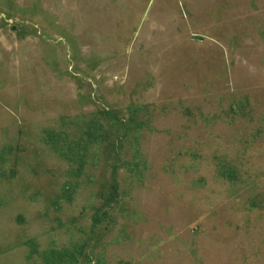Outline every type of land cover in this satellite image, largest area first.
Returning a JSON list of instances; mask_svg holds the SVG:
<instances>
[{
    "label": "rangeland",
    "instance_id": "obj_1",
    "mask_svg": "<svg viewBox=\"0 0 264 264\" xmlns=\"http://www.w3.org/2000/svg\"><path fill=\"white\" fill-rule=\"evenodd\" d=\"M0 264H264V0H0Z\"/></svg>",
    "mask_w": 264,
    "mask_h": 264
}]
</instances>
